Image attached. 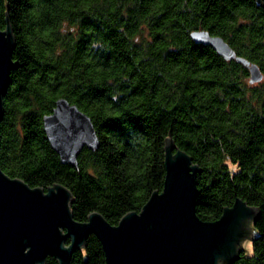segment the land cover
Wrapping results in <instances>:
<instances>
[{"label": "trees", "instance_id": "trees-1", "mask_svg": "<svg viewBox=\"0 0 264 264\" xmlns=\"http://www.w3.org/2000/svg\"><path fill=\"white\" fill-rule=\"evenodd\" d=\"M8 24L18 68L3 97L5 174L31 188L62 185L77 222L99 213L116 226L162 192L172 141L200 168L202 221L236 199L258 210L252 249L233 264H264V0H0V29ZM197 31L223 38L263 81L194 42ZM62 98L91 118L100 141L78 169L44 129ZM71 264H106L100 241L91 236Z\"/></svg>", "mask_w": 264, "mask_h": 264}, {"label": "water", "instance_id": "water-1", "mask_svg": "<svg viewBox=\"0 0 264 264\" xmlns=\"http://www.w3.org/2000/svg\"><path fill=\"white\" fill-rule=\"evenodd\" d=\"M191 38L224 59L247 66L251 83L263 81L259 68L239 58L223 38L205 31L193 32ZM14 46L8 24L6 30L0 29V123L10 75L18 68ZM44 129L61 162L76 169L85 149L100 146L91 118L64 98L44 118ZM165 169L162 192L153 193L139 213H128L112 226L99 213L77 222L71 212L73 195L64 186L31 188L0 167V264H46L47 257L71 264L73 253L83 249L91 236L100 241L106 264H233L247 250L258 210L236 199L217 221H202L196 211L200 168L169 141Z\"/></svg>", "mask_w": 264, "mask_h": 264}, {"label": "rangeland", "instance_id": "rangeland-1", "mask_svg": "<svg viewBox=\"0 0 264 264\" xmlns=\"http://www.w3.org/2000/svg\"><path fill=\"white\" fill-rule=\"evenodd\" d=\"M245 247H246V249H247L249 252L251 251L252 246H251V243H250L249 239L247 240V243L245 244Z\"/></svg>", "mask_w": 264, "mask_h": 264}]
</instances>
